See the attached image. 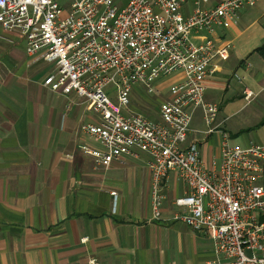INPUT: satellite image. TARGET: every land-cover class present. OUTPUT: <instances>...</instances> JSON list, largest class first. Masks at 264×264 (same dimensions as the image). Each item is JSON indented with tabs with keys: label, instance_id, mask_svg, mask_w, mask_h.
<instances>
[{
	"label": "crops",
	"instance_id": "0c3cea01",
	"mask_svg": "<svg viewBox=\"0 0 264 264\" xmlns=\"http://www.w3.org/2000/svg\"><path fill=\"white\" fill-rule=\"evenodd\" d=\"M0 36L7 43L0 54V264L215 261L210 237L173 218L180 211L173 201L185 191L176 174L167 177L155 220L149 156L140 152L97 166L83 151L103 150L81 129L97 121L89 102L45 87L44 71L35 66L52 64L27 56L18 33L0 27ZM214 40L229 46L206 82V101L218 105L217 129L208 131L197 109L186 140L198 144L206 165L220 158L223 131L232 143L264 144V0L241 9L238 22L218 29ZM167 77L171 83L162 81ZM167 77L155 82L154 93L136 86L131 99L156 95L160 106L183 75ZM131 103L129 110L141 113ZM159 106L147 117L160 121Z\"/></svg>",
	"mask_w": 264,
	"mask_h": 264
},
{
	"label": "built area",
	"instance_id": "2783aa9c",
	"mask_svg": "<svg viewBox=\"0 0 264 264\" xmlns=\"http://www.w3.org/2000/svg\"><path fill=\"white\" fill-rule=\"evenodd\" d=\"M257 2L0 0L2 30L20 35L27 56L52 64L43 85L89 102L97 121L81 129L103 150L83 151L97 166L146 153L155 220L169 173L184 183L173 218L210 237L216 260L208 264H264V144L232 143L223 131L220 158L209 165L198 144H186L197 109L208 131L217 129L218 105L206 101V82L229 46H217L214 35ZM174 73L183 78L160 104V121L129 110L136 86L154 93L155 82Z\"/></svg>",
	"mask_w": 264,
	"mask_h": 264
},
{
	"label": "rangeland",
	"instance_id": "374dc122",
	"mask_svg": "<svg viewBox=\"0 0 264 264\" xmlns=\"http://www.w3.org/2000/svg\"><path fill=\"white\" fill-rule=\"evenodd\" d=\"M2 47L3 48L7 47V43L3 38L0 39V54H1ZM20 47H21V49H23L22 45H20ZM46 66H48V65H46ZM46 66L40 65V64L35 66L36 71L39 70L37 72L41 73V75H42V72L40 70L44 71L43 78L46 76V74H48L51 71V69L53 67V66H48V68L46 69ZM170 80H171V78H168V77L162 79V81H165L166 84L171 83ZM106 90H107V93L109 94V96H114V90L115 89L113 88V85H110L109 87H107ZM145 96H148V97L145 99ZM145 96H144V99L142 97H139V96L138 97L135 96L134 98L132 97V99H131L132 103L131 104H132V106L135 107L134 108L135 111L141 112L142 114H144L146 116H148L150 114L157 115L160 100H156L157 99L156 95H145ZM153 101L155 102L154 104H153ZM261 132L264 133V129H261Z\"/></svg>",
	"mask_w": 264,
	"mask_h": 264
}]
</instances>
